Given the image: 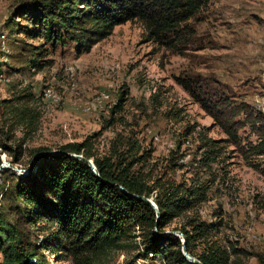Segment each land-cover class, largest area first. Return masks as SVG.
Returning <instances> with one entry per match:
<instances>
[{"label":"rangeland","instance_id":"1","mask_svg":"<svg viewBox=\"0 0 264 264\" xmlns=\"http://www.w3.org/2000/svg\"><path fill=\"white\" fill-rule=\"evenodd\" d=\"M30 1L0 0L1 164L17 158L14 167H32V172L37 149L59 150L85 139L99 156H142L133 169L149 184L158 179L208 188L204 201L174 218L164 231L192 218L218 223L211 239L228 249V264H261L264 154L249 148L259 139L245 124L237 132L239 144L227 141L177 78L198 80L227 97L231 106L244 103L264 115V0H207L191 20L195 34L181 54L146 40L137 20L115 26L88 51L78 53L74 43L52 48L22 32L26 20L20 9ZM38 47L51 51L37 57L41 62L51 59L41 68L26 62L32 57L28 49ZM118 102L121 107L112 112ZM235 119L244 116L239 113ZM206 139L217 145L212 158L207 157ZM29 173L0 169V211L13 223L19 212L3 192L15 176ZM29 229L40 249L50 226L37 221ZM135 241L111 250L100 264H164L136 256L143 246L139 237ZM42 253L47 264H71L60 252L43 248ZM40 259L38 254L28 263L40 264Z\"/></svg>","mask_w":264,"mask_h":264},{"label":"trees","instance_id":"2","mask_svg":"<svg viewBox=\"0 0 264 264\" xmlns=\"http://www.w3.org/2000/svg\"><path fill=\"white\" fill-rule=\"evenodd\" d=\"M206 1L32 0L20 9L26 20L22 32L52 48L74 43L80 53L109 36L115 26L137 20L144 27L146 40L181 54L195 34L191 20ZM28 51L32 57L26 62L31 66L41 68L51 62V59L45 62L37 59L50 54L47 48ZM177 80L223 129L227 141L239 144L237 132L247 124L259 139L257 145L249 143L251 152L264 154L263 114L254 113L244 103L231 106L227 97L213 89L210 91L207 84L203 86L198 80L186 76ZM120 107V102L116 103L112 112ZM239 113L244 116L242 121L235 119ZM204 142L209 147L207 157L212 158L210 154L217 151L216 142L211 139ZM48 150L39 148L33 156ZM59 150L92 159L99 175L84 160L58 153L38 157L34 171L26 177L15 176L3 195L19 215L13 223L0 211V264H29L28 260L38 254L39 263L47 264L43 248L68 256L71 264H100L111 250L137 244L136 237L143 246L138 257H154L164 264H194L183 256L180 238L162 232L174 218L205 200L207 186L158 179L149 184L144 174L133 169L142 156L127 157L119 152L111 157L99 156L87 139L65 143ZM16 162L17 158L11 161ZM130 193L152 198L158 209V220L149 203ZM37 221H45L51 228L40 249L29 232ZM218 225L192 218L172 230L183 234L186 250L203 264H228V249L211 239ZM155 227L159 234L154 232ZM198 245L201 247L196 252ZM258 259L264 264V256Z\"/></svg>","mask_w":264,"mask_h":264},{"label":"water","instance_id":"3","mask_svg":"<svg viewBox=\"0 0 264 264\" xmlns=\"http://www.w3.org/2000/svg\"><path fill=\"white\" fill-rule=\"evenodd\" d=\"M58 153H65L66 155L72 157V158H75V159H81V160H84L88 165L89 167L91 168V170L93 171V173L98 176L99 173H98V170L96 169L92 159H87L85 158L82 154H75V153H68V152H64L62 150H52V151H43L41 153H38L36 155H34L32 157V160H31V164L34 163V161L40 157V156H44V155H54V154H58ZM5 167H11L13 170H16L18 171V173L22 176L26 175L27 173H29L31 171V168L32 167H29L28 169L26 170H21V169H17L16 167H14L12 165V163H9V162H6L4 163L3 165L1 164L0 165V169L1 168H5ZM123 191H125L123 188H122ZM130 196L132 197H135L137 199H140V200H144L146 201L147 203H149L154 209H155V212H156V220H158V217H159V213H158V209L155 205V203L148 197H145V196H139V195H135V194H132L130 193ZM154 232L155 233H158L157 232V228L155 227L154 228ZM159 234V233H158ZM162 234H172V235H175L177 237L180 238L181 240V252L183 254V256L191 263H194V264H203L201 261H199V259H197L195 256L191 255L187 250H186V247H185V239H184V236L183 234L180 232V231H175V230H167V231H164L162 232Z\"/></svg>","mask_w":264,"mask_h":264}]
</instances>
